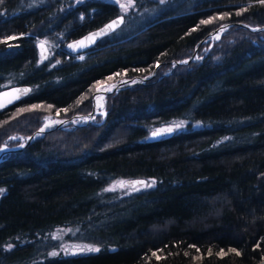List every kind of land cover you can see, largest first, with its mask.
I'll list each match as a JSON object with an SVG mask.
<instances>
[{
    "label": "trees",
    "instance_id": "obj_1",
    "mask_svg": "<svg viewBox=\"0 0 264 264\" xmlns=\"http://www.w3.org/2000/svg\"><path fill=\"white\" fill-rule=\"evenodd\" d=\"M136 1L141 9L152 5ZM71 3L0 2V89L30 86L27 96L0 109V146L19 143L46 117L89 112L103 80L144 75L157 63L160 73L195 49L202 58L107 94L100 124L54 129L4 156L0 264L257 262L264 255V30L236 22L264 25V3H170L81 60L56 49L41 58L38 38L69 41L117 14L111 4ZM60 7L71 9L56 13ZM228 22L234 24L205 54L209 32ZM176 120L185 128L147 141L152 128ZM128 178L151 186L117 200L104 191ZM60 229L67 230L64 239L99 251L48 255L50 234Z\"/></svg>",
    "mask_w": 264,
    "mask_h": 264
},
{
    "label": "rangeland",
    "instance_id": "obj_2",
    "mask_svg": "<svg viewBox=\"0 0 264 264\" xmlns=\"http://www.w3.org/2000/svg\"><path fill=\"white\" fill-rule=\"evenodd\" d=\"M40 1L41 2H47L49 0H40ZM50 1H52V2L58 1V2L61 3L64 0H50ZM69 1L72 2L71 5H70L71 7L77 6V5L79 6V5H83V4H86L85 6H87V3H89L88 5H90L92 3H98L99 5H109V4H111L117 10V14H115L111 18H108L104 23L100 24L99 26H97L96 28H94L92 30H89V31L83 33L81 36H79V37H77L75 39H72V40H77L78 38L86 35L87 33L91 32V31H93V30H95V29H97L99 27H101L106 22H109V21H111V20H113L115 18L121 17L122 20H121L120 24L117 26V28L114 31H112L110 33H107V34H104L103 36L99 37L94 42V45H92L91 47L87 48L86 50H84L82 52L73 53V52L68 51V49L66 48V44L68 42L72 41V40L66 41L65 40L66 38L62 37V36L60 38V35L58 36L56 42L47 40L45 38H38L37 41H36V47H37L39 56L41 58H49L50 55H52L54 49H56L57 51H63L66 54V57L72 56L75 60H81V59H83L85 53H87L88 51H90L92 49L97 48L99 43L111 38L110 36L112 34L120 36V35L124 34L125 32L126 33L129 32L130 30L134 29L135 27H139L142 24L144 25V23H146L148 20H152L154 18V16L159 11H161V9H163L166 5H168L170 3H173V4H176L175 8L180 9L183 6H185V4H186V0H163V2H162V0H148L147 2H149L150 4L152 3L150 8L141 9V7H139V6L137 7V3L141 4L143 2L132 0V6L127 7L126 9H121L120 4L127 5L128 4V0H119V2H117V0H69ZM70 9L71 8L66 9L64 7H60L56 11V13L57 12L58 13L63 12L64 10L70 11ZM62 15H63V13H62ZM63 17H64V15L62 16V18ZM228 23H231V25L234 24L233 22H228ZM226 24L227 23L221 24L220 26L214 28L213 30H211L209 32V34L207 35L208 38H206V41H208L209 44H208L207 50L204 51L205 54L211 48L213 43L220 38L221 34L224 31H226L231 25L228 26L221 33H218V31L217 32H213V31L217 30L218 28H220L221 26L226 25ZM236 24L239 25V26H242V27H245L244 25H246V24H244L242 22H236ZM246 26H249V25H246ZM262 26H264V25H262ZM143 27H146V26H143ZM250 27H260V26H250ZM245 28H247V27H245ZM259 31H262V30H259ZM259 31H254V32H259ZM25 34H28V33H25ZM125 39H127V38H125ZM60 40H64V42H62V41L60 42ZM38 43H41L43 45L44 54H41V52H40V50H39V48L37 46ZM200 43H201V41H200ZM196 51H197V49H195L194 52L188 57L181 58V59H175V60H184V59L192 57L193 54H194L195 55L194 56L195 59H191V61H189V62H187L185 64H180V65H186V64H188L190 62L198 61L199 59L202 58V56H198ZM172 61H171V66L166 68V69H162V71L160 73H157L159 71V69H160L159 68L160 63H157L154 66V68L152 69L151 72H149L147 74H144V75H134V76H131V77H126V76L125 77H118L120 75H116L115 77L113 76V77L108 78V80L107 79L103 80L100 84H98L95 87V89L92 92V95H91V109H90L89 112L84 113V114L83 113H76V114H73L70 117H66V118L46 117V119L43 121L42 125H44L46 123V121H50V120H55V121L57 120L58 121V120L67 119V118L68 119L71 118L70 121L67 122L66 124H64L60 128H64V127H67V126H70V125L71 126H81V125H84V124H87V123L100 124L101 122H103V119L105 118V115H106V111H105V107H104V101H105V96L107 94H109V93L116 94L118 91L130 88V87H132L134 85H146V84L153 83L154 81L160 79L161 77L168 75L173 70L174 66H176V65H173ZM138 77H142V78H146V79L143 80V81L142 80L140 81V79H138ZM122 79H128V80H131V82H126V84L124 86L118 87V88H116V89L104 94L103 95V100H102V109L100 110L101 114H97V115H93L92 116L91 113H92V109L94 107L93 106V98L95 96V92L98 89L101 90V89L105 88L108 84H111V83H114V82H120V80H122ZM12 85H16V84H12ZM9 86H11V85H9ZM6 87H8V86H6ZM20 100H18V101H20ZM17 102H15V103H17ZM15 103H13V104H15ZM13 104H11V105H13ZM8 106H10V105H8ZM8 106H5V107H8ZM5 107H2L0 109H3ZM73 116H75V117H73ZM177 125H181V126L177 127ZM194 125L198 126L197 123H195ZM11 126H13V124H11ZM169 128L172 129V131H171V135H172L175 131H178L180 129H184L185 128V122L181 121V120H176V121H173V122H170V123H167V124L156 126V127L152 128L149 131V133L152 130L161 131V130H165V129H169ZM57 129H59V128H57ZM149 133H148V136H149ZM22 140L20 142H22ZM161 140H163V139H161ZM221 140H223V138ZM147 141H149L148 137H147ZM155 141H160V140H155ZM19 143H17V144H19ZM3 145H7V144H2L0 146V148ZM14 145H16V144H14ZM7 146H12V145H7ZM18 152H20V151H18ZM12 153H8V154L3 155L2 158L0 159V161L4 158V156L12 154ZM135 179H141L144 182V184L141 185V184L137 183V184L131 186L130 184L126 183V181H128V180H135ZM121 181L125 182L123 184V186H121V184H120ZM145 185H146V182H145V179H143V178L120 179V180L111 181L104 188V191L110 192V193L113 192L115 194V196L112 199L113 200H117L122 195H126L128 193H131V192H134V191L142 189L143 187H145ZM112 199H111V201H113ZM66 234H67V230H65V229H60V230L54 231V232H52V234H50V240L53 242V246L54 247L48 252V255H50V256H71V255L89 253V252H92V251L88 250L89 248H95L93 245H91L90 243H87V242L84 243V242H81V241H69V240H66V239H64ZM263 257H264V255L257 262H255L254 264H257Z\"/></svg>",
    "mask_w": 264,
    "mask_h": 264
},
{
    "label": "water",
    "instance_id": "obj_3",
    "mask_svg": "<svg viewBox=\"0 0 264 264\" xmlns=\"http://www.w3.org/2000/svg\"><path fill=\"white\" fill-rule=\"evenodd\" d=\"M121 20H122V18L118 17V18H115L109 22H106L101 27L87 33L86 35L78 38L77 40H72V41L68 42L66 44V48L68 49V51L73 52V53L82 52V51L86 50L87 48L94 45V42L99 37L103 36L104 34H107V33L114 31L117 28V26L120 24ZM113 21L118 22L116 24V26L113 29H107L106 26L111 24ZM230 25H231V23H227L226 25L221 26L220 28H218L217 30H214L213 32L218 31V33H221ZM244 26L253 30V31L264 30V26H260V27H250V26H246V25H244ZM102 30H103V34L97 35L98 33H101ZM81 42H82L83 46H81ZM70 45L72 47H69ZM37 46H38L41 54H44L43 45L41 43H38ZM194 56L195 55L193 54L192 57L184 59V60H173L172 63H173V65L185 64V63L191 61V59H195ZM138 79H140V81L141 80L143 81L146 78L138 77ZM126 82H131V80L122 79V80H120V82H114V83L108 84L105 88L101 89L102 95H104L107 92H110V91H112L118 87L124 86L126 84ZM25 90H27V91H25ZM29 90H30V86L27 84H16V85H11V86L5 87V88L0 90V104L3 105L2 107L11 105V104L17 102L18 100H20L21 98H23L29 92ZM16 97H19V98H16ZM9 101H11V103H9ZM2 107H0V108H2ZM92 111H93V109H92ZM73 117H75V116H73ZM70 119L67 118V119L58 120V122L56 124H54L48 128H45L44 125H42L38 129H36L32 134L27 135L22 140V142H20L19 144L12 145V146L3 145L0 148V159L5 154L12 153V152L14 153V152H18V151L23 150L30 143L34 142L38 138H41L46 132L62 127L63 124H66L67 122H69ZM42 129H43V131H41ZM153 133H159V134L153 135ZM169 135H171V132L152 130L149 133L148 140L149 141L161 140V139H165V138L169 137ZM134 181H142V180L141 179L128 180V181H126V183H128L132 186L133 185L132 182H134ZM257 264H264V257Z\"/></svg>",
    "mask_w": 264,
    "mask_h": 264
},
{
    "label": "snow or ice",
    "instance_id": "obj_4",
    "mask_svg": "<svg viewBox=\"0 0 264 264\" xmlns=\"http://www.w3.org/2000/svg\"><path fill=\"white\" fill-rule=\"evenodd\" d=\"M0 2H2V0H0ZM117 2H119V0H117ZM162 2H163V0H162ZM260 2L261 3H264V0H260ZM130 6H132V0H128V4L127 5H125V4H120V7H121V9H126L127 7H130ZM239 14V13H238ZM118 22L117 21H113L111 24H109V25H107L106 26V28L107 29H113L115 26H116V24H117ZM202 23H208V21H203ZM101 34H103V30L101 31V33H98L97 35H101ZM81 46H83V44H82V42H81ZM69 47H72L71 45L69 46ZM25 91H27V90H25ZM16 98H19V97H16ZM9 103H11V101H9ZM3 105L2 104H0V107H2ZM181 125H177V127H180ZM41 131H43V129L41 130ZM161 131H168V132H171L172 131V129L171 128H169V129H165V130H161ZM157 134H159V133H153V135H157ZM125 182L124 181H121L120 182V184H121V186H123V184H124ZM133 183V185H135V184H141V185H143L144 184V182L143 181H134V182H132ZM146 186H151V185H146ZM3 190L2 189H0V192H2ZM10 247H11V245H10ZM89 251H99V249H96V248H89L88 249ZM231 251H236L235 249H232ZM236 254L237 255H239L240 253L239 252H236ZM153 255H155V253H153ZM159 258V257H158Z\"/></svg>",
    "mask_w": 264,
    "mask_h": 264
},
{
    "label": "bare ground",
    "instance_id": "obj_5",
    "mask_svg": "<svg viewBox=\"0 0 264 264\" xmlns=\"http://www.w3.org/2000/svg\"><path fill=\"white\" fill-rule=\"evenodd\" d=\"M29 93H30V90H29V92L25 96H27ZM102 100H103L102 91L100 89H98L95 92V96L93 98V106L94 107H93V111L91 113L92 116L93 115H97V114H101L100 113L101 112L100 110L102 109ZM57 122H58L57 120L56 121L55 120L46 121V123L44 124V127L45 128L51 127L52 125L56 124Z\"/></svg>",
    "mask_w": 264,
    "mask_h": 264
},
{
    "label": "flooded vegetation",
    "instance_id": "obj_6",
    "mask_svg": "<svg viewBox=\"0 0 264 264\" xmlns=\"http://www.w3.org/2000/svg\"><path fill=\"white\" fill-rule=\"evenodd\" d=\"M134 1H136V0H134Z\"/></svg>",
    "mask_w": 264,
    "mask_h": 264
}]
</instances>
